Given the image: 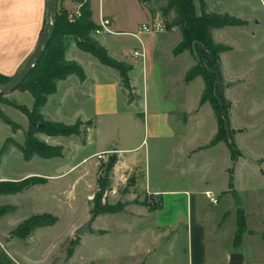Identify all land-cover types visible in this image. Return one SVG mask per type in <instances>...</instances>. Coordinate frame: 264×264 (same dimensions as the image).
Listing matches in <instances>:
<instances>
[{
    "label": "crops",
    "instance_id": "1",
    "mask_svg": "<svg viewBox=\"0 0 264 264\" xmlns=\"http://www.w3.org/2000/svg\"><path fill=\"white\" fill-rule=\"evenodd\" d=\"M167 1L89 0L93 22L98 25L100 17L107 18L112 31L101 35L91 33V37L112 58L131 66L130 85L133 94L139 99L128 104L126 94L121 89L118 72L80 50L75 39L68 36L65 60L78 64L85 79L81 81L76 75H69L58 81L55 92L47 97L41 115L45 121L65 125H72L78 120L91 124L80 136L36 135L38 140L47 145L61 147L60 157L44 159L34 156L25 161L21 152L9 144L1 157L0 167L5 157L13 154L17 160H23L27 164L43 162L40 165L46 166L50 163L55 172H26L20 178L1 176L0 181L16 182L28 177L39 178L44 183L31 187H53L56 184L54 182L72 175L82 162L97 159L98 154L103 155V160L97 159L92 165V172L96 166L105 165L110 156H115L111 188L112 185L125 187L130 182L128 192L134 193L132 190L136 189L151 195L152 203L158 205L154 208L149 202L148 206L137 204L128 210L131 206L124 207L125 211L131 210V218L146 221L149 232L145 238L147 237L151 246L158 241L172 243L181 232L184 240L181 264H264V151L263 145L257 141L241 143L242 130L237 129L236 132L230 126V100L227 91L232 72L226 62L230 50L220 53L218 62L209 66L211 53L200 42H193L190 51L174 54L182 40L177 28H166L158 34L138 33L142 24L157 21L165 25L168 22L160 12ZM194 2L196 12L200 15L202 9L199 1ZM203 3L207 13L226 14L245 22L243 26H226L211 31L215 44L230 48L225 42V36L232 30L246 27L247 21L242 8L248 7V2L203 0ZM46 6L47 0H0V75L13 78L24 66L44 29ZM56 6L66 10L68 15L81 8V4L69 0H57ZM133 51H139L143 57H131ZM198 60L211 73L215 97L223 108L221 115L227 142H218L212 146L210 142L217 133V121L209 102H200L204 90L203 79L197 76L190 82L185 81L186 74ZM8 96L17 105L22 104L17 103L13 97L25 98L29 100L27 107L22 106L32 108L33 98L28 92L16 90ZM1 110L5 111L2 107ZM25 122L26 126L15 122L20 126L17 131L7 125L9 136L4 138L0 148L9 137L18 144L24 142L18 136L24 135L27 129L26 117ZM65 141L78 149L80 146H92L94 151L77 164H69L71 161L63 156L68 151L63 146ZM228 145L240 153L233 166V191L240 201L239 206L229 189L228 170L233 163ZM139 150L144 151V159L138 155ZM69 153L73 155L72 152ZM99 173L98 178L101 177ZM91 175L89 173V177ZM81 176L89 178L86 174ZM97 180L93 182L96 190ZM88 183L91 187V182ZM206 191L217 198L216 203L209 202L204 195ZM244 194H249V204ZM238 207L244 214L245 231L239 244L235 245ZM12 211L14 210L9 212ZM90 211L89 208L77 227L76 224L71 226L74 232L76 228L89 222ZM100 216L103 215L95 220ZM2 217L4 215L0 219ZM22 222L9 230L0 231V241L5 240L9 249L12 246V249L15 248L12 244L16 240L10 234ZM36 230L22 241L31 242ZM145 238L136 239L138 249L132 247L131 254L126 252L128 249L125 247H122V254L120 251L119 254H126V257L132 255L137 264H146L153 246L145 247ZM1 252L0 256L5 254L12 264H21L11 256L10 250ZM234 254H239L241 258L232 259ZM73 255L74 252L70 257ZM163 257L161 256V260Z\"/></svg>",
    "mask_w": 264,
    "mask_h": 264
},
{
    "label": "rangeland",
    "instance_id": "2",
    "mask_svg": "<svg viewBox=\"0 0 264 264\" xmlns=\"http://www.w3.org/2000/svg\"><path fill=\"white\" fill-rule=\"evenodd\" d=\"M94 1L96 2V0ZM244 1L248 2V7L242 8V14L247 21L246 27L232 30L225 36V42L230 46L226 62L232 72V79L227 91L230 100L228 116L230 126L236 129V132L237 129L242 130L241 143L257 141L263 145L262 150L264 151V0ZM13 98L17 100V103L27 107L29 100ZM9 99L8 95L2 97L0 111H2L1 107L4 108L5 111H2L4 114L24 126L26 124L25 116L19 110L8 105L9 102H12ZM1 101L3 102L1 103ZM0 125L1 145L4 138L9 136V127L1 121ZM81 128L82 131H85L86 126ZM18 139L23 140L24 135L18 136ZM235 140L237 139L235 138ZM147 141L150 143V140ZM63 143V146L68 148L63 156L68 158L71 161L69 164L72 165L82 161L94 151L93 147L89 145L80 146L78 149L68 141ZM69 152H72L73 155H70ZM138 155L144 159L143 150H139ZM96 160L94 158L80 163L72 175L54 182L53 184H56L53 187L40 185L18 194L1 196L0 207L7 206L14 211L0 219V231L9 230L15 224L32 215L42 213L52 215L58 219V222L53 226L37 229L31 242L30 240L22 241L10 234L16 239L12 244L15 248L12 249V246L9 249L6 241L2 240L0 241V254L1 251L9 252L10 250L11 256L21 264H137V260H134L132 255L126 257V254L120 255L119 251L121 252L122 247H125L128 249L126 252L131 254L132 247L138 249L136 239L145 238L149 231L146 221H137L131 218V210L130 212L127 210L133 209L137 204L148 206L149 202L151 207L155 208L158 205L155 202L152 203L151 195L143 194L136 189L132 190L134 193L128 192L131 187L130 182L125 187L112 185V188L104 194L102 202L115 206L118 210L117 213L100 216L97 220L95 219L99 215L92 216L90 214L87 229L81 236H77L71 227L75 224L77 227V223L87 215L88 209H92L91 201L88 199H91L96 192L93 182L98 179L99 172L101 177L104 176L105 169V165L96 166L91 172L90 169ZM40 163L43 162L27 164L23 160H17L13 154L12 156L8 155L0 167V177L20 178L26 172H55V168L50 163H47L46 166H42ZM89 173L92 174L90 177ZM81 174H86L89 178L85 179ZM89 181L92 184L91 187H89ZM244 198L248 204L251 202L249 194H244ZM221 205H223V201ZM125 206L131 207L125 211ZM228 223L227 221L226 225ZM177 237V240L168 244H164L162 241L155 242V245H152L153 252L147 258L146 264H181L184 240L181 232L177 234ZM144 246H151L147 237ZM73 252L74 255L71 258ZM163 255L165 256L163 257ZM9 261L12 264L10 258Z\"/></svg>",
    "mask_w": 264,
    "mask_h": 264
},
{
    "label": "trees",
    "instance_id": "3",
    "mask_svg": "<svg viewBox=\"0 0 264 264\" xmlns=\"http://www.w3.org/2000/svg\"><path fill=\"white\" fill-rule=\"evenodd\" d=\"M76 4H81V15L73 22H69L66 10L55 7V24L51 35L48 39L43 53L37 63L32 67L31 71L16 89L19 92H28L33 98L31 109L15 103L8 105L19 110L27 119L28 126L24 132V142L16 143L12 138H7L0 148V160L9 144L14 145L22 154L25 161L37 156L44 159L60 157L62 148L58 146H50L37 139V134H44L49 137H69L80 136L85 131H82V126H89L91 123H82L80 120L72 125L45 121L41 115V109L46 103L47 97L53 94L56 90V84L60 80H64L69 75H76L81 81L85 79V74L82 68L75 62H67L65 60L66 38L68 36L76 38L77 47L92 55L102 65L114 69L118 72L121 80V89L126 94L127 103L131 104L139 99L133 94V88L130 85L129 72L131 66L112 58L107 50L101 46L95 39L91 38V33L97 28V25L92 20V12L90 9L89 0H69ZM145 1V0H141ZM202 12L196 14L194 0H168L166 5L160 9L161 16L168 19L165 28L179 29L182 40L175 48L174 54H180L184 51H190L193 42H200L210 53L211 58L208 60L209 66L216 64L219 60V54L229 51L230 48L223 45L215 44L211 37V31L220 29L226 26H243L245 22L235 17L226 14L207 13L204 11L203 0H198ZM201 76L204 82V90L201 96V103L209 102L211 105L216 121L217 133L210 142V145H215L218 142H227V134L224 121L222 118V107L219 105L214 94V81L209 70L202 64L200 60L188 71L185 76V81L190 82L195 77ZM12 78L0 75V84L7 83ZM4 95L0 94V100ZM3 101H1L2 103ZM0 121L8 125L13 131L20 129V126L0 111ZM232 167L228 170L229 189L235 196L237 206L239 199L233 191V166L240 153L233 150L228 145ZM116 157L110 156L105 164L104 176L97 180V190L94 193L91 204L92 216L106 215L117 213L115 206L103 203L104 194L111 188V177ZM44 181L39 178H27L21 181H0V196L14 195L27 190L31 186L42 184ZM10 210L9 207H0V216L5 215ZM121 211V210H119ZM57 219L50 214H38L29 217L20 223L13 231L12 235L24 240L34 230L53 226ZM245 231V221L242 209L237 208V221L234 243L238 245L241 241V236ZM0 264H10L9 259L5 254L0 256Z\"/></svg>",
    "mask_w": 264,
    "mask_h": 264
},
{
    "label": "water",
    "instance_id": "4",
    "mask_svg": "<svg viewBox=\"0 0 264 264\" xmlns=\"http://www.w3.org/2000/svg\"><path fill=\"white\" fill-rule=\"evenodd\" d=\"M57 0H47L46 6V16H45V26L42 31V34L38 40V43L31 53L27 61L25 62L24 66L20 69V71L7 83L0 84V94L8 95L12 92L16 91L18 86L22 83L28 73L31 71L32 67L37 63L40 59L43 49L46 46L48 39L51 35L55 24V7H56ZM88 223L82 225L78 229H76L75 234L77 236H81L87 229ZM240 259L239 254H234L232 259ZM232 264H239L238 262H232Z\"/></svg>",
    "mask_w": 264,
    "mask_h": 264
},
{
    "label": "built area",
    "instance_id": "5",
    "mask_svg": "<svg viewBox=\"0 0 264 264\" xmlns=\"http://www.w3.org/2000/svg\"><path fill=\"white\" fill-rule=\"evenodd\" d=\"M80 15H81V12L76 11L74 14L68 15L67 18H68L69 22H73L75 19L80 17ZM109 26H110L109 19L104 18V17H100L97 28L92 33L95 35L110 34V33H112V31H111ZM165 30H166L165 25L162 22L154 21V22H151L148 24L140 25L138 33L146 32V33L158 34V33L164 32ZM130 55L133 58L143 57V54L140 53L139 51H133V52H131ZM97 159L103 160L104 157H103V155L98 154ZM204 195L209 200L210 203H212V204L216 203L217 198L212 193L206 191V192H204Z\"/></svg>",
    "mask_w": 264,
    "mask_h": 264
}]
</instances>
